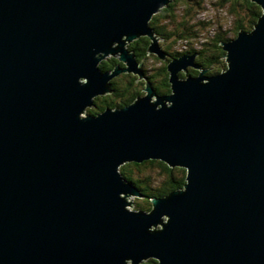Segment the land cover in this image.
<instances>
[{
    "label": "water",
    "instance_id": "obj_1",
    "mask_svg": "<svg viewBox=\"0 0 264 264\" xmlns=\"http://www.w3.org/2000/svg\"><path fill=\"white\" fill-rule=\"evenodd\" d=\"M170 1L0 0V264H264V0L222 71L171 57L168 95L145 80L81 117L113 77H143L135 39L170 57L150 25ZM110 53L125 66L102 70ZM156 158L186 183L130 209L120 166Z\"/></svg>",
    "mask_w": 264,
    "mask_h": 264
},
{
    "label": "trees",
    "instance_id": "obj_2",
    "mask_svg": "<svg viewBox=\"0 0 264 264\" xmlns=\"http://www.w3.org/2000/svg\"><path fill=\"white\" fill-rule=\"evenodd\" d=\"M178 1L180 0H171L169 5L163 7L159 10V12L154 14L150 21L151 27L161 39H173L175 42L178 39L183 40L184 38H190L191 36H196L198 28L209 25L202 18H199L201 20L196 19V16L193 17V15L191 16L188 13L200 5V0H183L182 3L185 6L184 9L188 12L185 15L182 14L183 16L181 17H179V14L174 11ZM221 1L224 3H230V7L228 8L229 12L237 17L234 28L236 34L241 29L251 30L259 16L262 14L261 6L252 0ZM188 16H191V18ZM162 19L164 23H161ZM168 24H172L174 29H168ZM226 33V31L221 30L213 33L212 35L210 34V40L208 38L207 41L202 42L200 48L191 46L190 49L185 51L197 53L196 62L199 63L202 68H209L208 72L211 73L222 70L227 65L226 60L223 57L225 56V50L222 47V42L230 39L229 37H226ZM149 42L150 39L147 36H144L137 41L130 43L129 48L134 50L138 60H141L146 55ZM166 51L170 58L176 57L184 52L178 50ZM170 58L162 61V65L155 68V71H153L154 73H150V75L148 74L149 71L146 72L147 69L143 64L145 78H147L151 83L155 82L156 77L159 79L157 85L155 83L154 87L160 94H167L171 92L169 71L167 69V63ZM116 64H118L117 58L110 57L109 59L102 60L99 63V66L103 70H109ZM188 71L192 74H198V70L192 67H189ZM124 75V78L126 79L124 83L122 80L120 81L122 77H120L119 81L112 79L111 91L109 94L96 96L94 98V105L88 109L90 113H99L108 106L116 108L118 106L127 105L142 94L141 88H143V86H141V82H137L136 75H129L128 73ZM154 168H156L158 172H162L165 175L164 179L161 178L160 183H155L156 180L151 177ZM120 172L125 178L132 181L139 189L143 197H139L137 208L145 210H149L152 207L150 197L163 196L174 189L182 188L187 180V172L185 168L172 167L161 159H145L140 162H126L120 167ZM141 201H144L145 203H141ZM140 264H158V260L155 258H149L143 260Z\"/></svg>",
    "mask_w": 264,
    "mask_h": 264
},
{
    "label": "rangeland",
    "instance_id": "obj_3",
    "mask_svg": "<svg viewBox=\"0 0 264 264\" xmlns=\"http://www.w3.org/2000/svg\"><path fill=\"white\" fill-rule=\"evenodd\" d=\"M182 1L183 0L178 1L177 5H176V9L174 10L175 12H177L179 14L178 15L179 17L183 16L182 14H184V15L187 14V12H188V11H186L184 9L185 6L183 5ZM169 3L167 5H169ZM166 6H164V7H166ZM229 7H230V3H224L221 0H200V5L197 8H195L194 10L192 9L188 13L191 16L193 15V17L196 16V19L202 18L209 25H206L205 27L204 26L200 27L202 29L198 28V30H197L198 32H196L197 33L196 36H191L190 38H184L183 40L178 39L175 42H174L173 39H159V44L162 46V48L164 50L165 49L166 50H171V51L178 50V51H184V52H186L185 50L190 49L191 46H193L195 48H200L201 43L204 42V41H207V39L209 38V36H211L213 33L217 32V31H221V30L223 31L224 30V31L227 32L226 33V37H229V38L235 37L237 34L235 33L234 28H235V20H236L237 17H235L234 15H232L229 12V9H228ZM191 16H188V17L191 18ZM196 19H193V20H196ZM199 20H201V19H199ZM161 23H164L163 22V19L161 20ZM167 27H168V29H174V26L172 24H168ZM195 29H197V28H195ZM141 37H144V36H141ZM140 38H137L134 41H137ZM210 38H209V40H210ZM187 52H189V51H187ZM110 57L117 58L118 64L125 66V63H122L118 59L119 58V55L118 54H113L112 55L110 53L109 56H107L103 60L109 59ZM223 57L226 60V56H223ZM141 61H143V64H144V66L147 69L146 72L149 71L148 74L150 75V73L153 74L154 73L153 71H155V68H157L160 65H162V61H165V60H162L156 54H149L147 52L146 55L144 56V58H142ZM195 61H196V58H195ZM189 67L195 68L193 66H189ZM226 67H227V65H226ZM195 69L198 70V73H199V71H201V70H199L197 68H195ZM202 69H206V68H202ZM208 71L209 70L206 69L205 70V73L206 74H209L210 72H208ZM220 71H222V70H219L217 72H220ZM127 73L129 75H134V76L136 75L137 82H141V84H142L141 86H143V88H141L142 89V94H140V95L145 94V91H144V87H145V75H144V73H143V77L140 78V79H138V74L132 73V72H122L119 75L113 77L112 79H115L116 81H119L120 77H122L120 79V81L122 80V82L124 83V81L126 80L124 78L125 77L124 74H127ZM212 73H216V72H211L210 74H212ZM156 78H155V82H152L151 83L153 86L155 85V83L157 85V82L159 81V79L158 78L156 79ZM107 94H109V92ZM167 94H169V93H167ZM100 95H105V94H98L97 96H100ZM90 107H92V106H88L85 111L83 110L81 112V114L82 115H85L86 114V111L89 112L88 109ZM172 167H182V168H184L183 166H172ZM151 177L154 178V180H156L155 183H160L161 182V178L164 179L165 175L162 172H158V170L156 168H154L153 169V174H151ZM128 197L129 198H127V200L128 201L131 200L133 202V205L132 206L131 205H128V207L130 209H140V208H137V202L139 201V197H143V196H135V195L131 194V195H128ZM150 202H151V198H150ZM141 203H145V202L144 201H141ZM151 209H152V207H151ZM151 209H149V210H151ZM143 210H145V209H143ZM166 216L167 215L163 216V219L164 220L166 218H168ZM127 264H130V261Z\"/></svg>",
    "mask_w": 264,
    "mask_h": 264
},
{
    "label": "bare ground",
    "instance_id": "obj_4",
    "mask_svg": "<svg viewBox=\"0 0 264 264\" xmlns=\"http://www.w3.org/2000/svg\"><path fill=\"white\" fill-rule=\"evenodd\" d=\"M238 35V34H237ZM237 35L235 36V37H237ZM158 36V35H157ZM234 38V37H233ZM231 39V38H230ZM229 40V39H228ZM222 46H223V44H222ZM225 50V49H224ZM184 53H189V54H193V53H191V52H183L182 54H184ZM225 54H226V51H225ZM179 55H181V54H179ZM196 56H197V53H196ZM170 57H168V59H169ZM141 61V60H140ZM196 64H198L199 65V63H196ZM226 68V67H225ZM224 69V68H223ZM103 70V69H102ZM142 72H143V63H142ZM144 73V72H143ZM188 75H196V74H192V73H189V71H188V73H187ZM145 80L147 81V82H149L150 83V85H151V87H153V89H154V92H155V94H158V96H163V94H160V93H158L157 92V90H156V88L151 84V82L147 79V78H145ZM111 82V81H110ZM145 94H146V91H145ZM144 94V95H145ZM165 95H168V94H165ZM155 96V95H154ZM96 97V96H95ZM136 100V99H135ZM134 100V101H135ZM133 101V102H134ZM168 103H169V101H167ZM132 103V102H131ZM94 105V101H93V104L92 105H90V106H93ZM88 106H86L85 108H83V110L85 111L86 110V108H87ZM109 107V106H108ZM118 107H122V106H118ZM82 110V111H83ZM81 111V112H82ZM81 112H80V114H81ZM87 114H95V113H90V112H87L86 111V114L85 115H82L81 114V117H85V116H87ZM157 159H160V158H157ZM166 162V161H165ZM130 181V180H129ZM187 181V180H186ZM132 182V181H131ZM133 183V182H132ZM186 183V182H185ZM134 184V183H133ZM137 187V186H136ZM177 189H179V188H177ZM175 190V189H174ZM173 191V190H172ZM131 195V194H130ZM154 197H159V196H154ZM167 217V216H166ZM156 259V258H155Z\"/></svg>",
    "mask_w": 264,
    "mask_h": 264
}]
</instances>
